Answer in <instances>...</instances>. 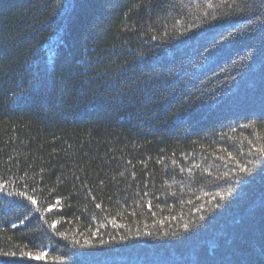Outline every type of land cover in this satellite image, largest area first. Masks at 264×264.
Wrapping results in <instances>:
<instances>
[{
    "label": "trees",
    "instance_id": "trees-1",
    "mask_svg": "<svg viewBox=\"0 0 264 264\" xmlns=\"http://www.w3.org/2000/svg\"><path fill=\"white\" fill-rule=\"evenodd\" d=\"M241 3L0 0V264H264V8Z\"/></svg>",
    "mask_w": 264,
    "mask_h": 264
},
{
    "label": "snow or ice",
    "instance_id": "snow-or-ice-1",
    "mask_svg": "<svg viewBox=\"0 0 264 264\" xmlns=\"http://www.w3.org/2000/svg\"><path fill=\"white\" fill-rule=\"evenodd\" d=\"M222 2H223V3H228V0H222ZM235 4H236V0H232V4H230L229 6L232 7V6L235 5ZM207 7H208V8H213L214 5H213L212 3H209V4L207 5ZM261 7L264 8V0H261ZM247 8H248V5H247L246 3H243V0H242L240 10H241V11H244V10H246ZM253 10L255 11V9H253ZM230 35H231V33H230ZM250 143H251V142H250ZM257 151H258V153H260L261 155H264V147L259 148ZM229 155H231V154H229ZM237 163H238V162H237ZM240 171H241V172H244V173H248V172H251L252 169H251V168H248V167H246V166H241V167H240ZM4 190H5V189H4V186H3V185H0V191H4ZM231 191H232L231 188L228 189V192H231ZM226 194H227V193H217V195L220 196L221 199H224ZM7 195H8V196L15 195V196H18V197H22V198L26 199L27 201H29L32 205H36V204H37L36 199H35L33 196L29 195L27 192H20V191H17V192H15V193L8 192ZM13 203H18V202H17V201H13ZM97 207H100V205H97ZM35 211H40V209H39V208H36ZM44 211H51V206H50L48 209H45ZM27 218H28V217L26 216L25 219H27ZM201 219H203V217H201ZM20 222L23 223L24 221L21 220ZM55 225H56V222L54 221V222L52 223V225H50V227L55 228ZM13 227H16V225H13ZM183 227H184L185 229H188V228H189V225H188V224H185V225H183ZM61 235H64V234H61ZM122 239H123V237H122ZM74 243H75L76 245H79L80 241H79V240H75ZM91 243H92L91 240H86V241H85V244H89V245H90ZM100 243H104V241H100ZM40 247L43 248V246H40ZM0 255H2V256H6V257H7V256H15L16 253H15V252H8V251H5V252H0ZM20 255H21V256L29 257V258H31V259H36V260H41V259H45V258H47V253L44 252V251H40V252H38V253H32V252H21ZM86 255H87V254H85V253H77V256H78L79 258H81V260H80V264H87L86 259H84V258L86 257ZM57 259H59V260L62 261V260L64 259V257H58Z\"/></svg>",
    "mask_w": 264,
    "mask_h": 264
}]
</instances>
